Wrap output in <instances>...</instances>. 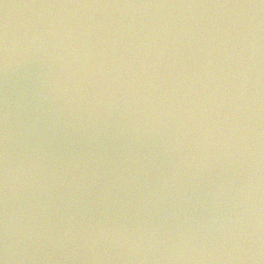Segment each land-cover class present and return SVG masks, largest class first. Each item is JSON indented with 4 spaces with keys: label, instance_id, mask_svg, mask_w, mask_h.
I'll use <instances>...</instances> for the list:
<instances>
[{
    "label": "water",
    "instance_id": "1",
    "mask_svg": "<svg viewBox=\"0 0 264 264\" xmlns=\"http://www.w3.org/2000/svg\"><path fill=\"white\" fill-rule=\"evenodd\" d=\"M6 247L264 264L261 0H0Z\"/></svg>",
    "mask_w": 264,
    "mask_h": 264
},
{
    "label": "clouds",
    "instance_id": "2",
    "mask_svg": "<svg viewBox=\"0 0 264 264\" xmlns=\"http://www.w3.org/2000/svg\"><path fill=\"white\" fill-rule=\"evenodd\" d=\"M261 3L264 4V0H261ZM9 70L7 61H5L4 64V71L7 73ZM5 140H7V136H5ZM0 264H8V249L7 247L4 250V255L0 257Z\"/></svg>",
    "mask_w": 264,
    "mask_h": 264
}]
</instances>
